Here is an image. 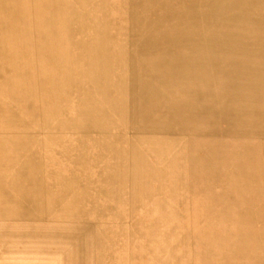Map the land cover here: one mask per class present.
<instances>
[{"label":"rangeland","instance_id":"obj_1","mask_svg":"<svg viewBox=\"0 0 264 264\" xmlns=\"http://www.w3.org/2000/svg\"><path fill=\"white\" fill-rule=\"evenodd\" d=\"M263 30L264 0H0V264L264 260Z\"/></svg>","mask_w":264,"mask_h":264},{"label":"bare ground","instance_id":"obj_2","mask_svg":"<svg viewBox=\"0 0 264 264\" xmlns=\"http://www.w3.org/2000/svg\"><path fill=\"white\" fill-rule=\"evenodd\" d=\"M65 2H63L60 6H59V8H58V12H57V14H59V12H60V9H61V6L64 4ZM68 16H70L71 17V19L72 18H74L75 17V14H74V12H70V13H68L67 14ZM232 28V27H231ZM236 28V27H235ZM237 29V28H236ZM241 29V28H240ZM264 31V30H263ZM248 34V33H247ZM259 34V33H258ZM226 39V38H225ZM250 39H252V38H250ZM237 42V41H236ZM240 42V41H239ZM254 42V41H253ZM94 43H97V42H94ZM258 43V42H257ZM234 45V44H233ZM95 46H100V44H99V42L95 45ZM255 46H257V45H255ZM244 49V48H243ZM257 50V49H256ZM229 51V50H228ZM259 51V50H258ZM243 52V51H242ZM234 53H236V52H234ZM243 54V53H242ZM249 54H251V53H249ZM237 55H239V54H237ZM237 55H235L234 54V56H237ZM255 55V54H254ZM229 56H231V54H229ZM244 56V55H243ZM250 58V57H249ZM255 58V57H254ZM98 65H99V61H95V62H93V64H91V66L92 67H98ZM192 65V64H191ZM198 66V65H197ZM187 67V66H186ZM194 67V66H193ZM198 68V67H197ZM196 68V69H197ZM187 69H188V67H187ZM199 71V70H198ZM188 72H190V69H189V71ZM243 74H245V73H243ZM167 75V74H166ZM174 75V74H173ZM193 75V74H192ZM200 75V74H199ZM258 75V74H257ZM248 76H250V75H248ZM253 76V75H252ZM255 76V75H254ZM260 76V75H259ZM262 76V75H261ZM247 77V76H246ZM241 78V77H240ZM257 78H259V77H257ZM247 79V78H246ZM249 79V78H248ZM253 79V78H252ZM174 80V79H173ZM220 80H221V78H220ZM206 81V80H205ZM245 81V80H244ZM255 81V80H254ZM258 81V80H257ZM226 82V81H225ZM246 82V81H245ZM251 81H249V83H250ZM260 82H262V81H260ZM199 84V83H198ZM205 84H207V82L205 83ZM242 84V83H241ZM258 84V83H257ZM264 84V83H263ZM182 85V84H181ZM192 85H194V84H192ZM244 85V84H243ZM240 87H242V86H240ZM165 88V87H164ZM264 88V87H263ZM176 90V89H175ZM253 90V89H252ZM255 90V89H254ZM239 92V91H238ZM169 94H171V93H169ZM254 94H255V92H254ZM237 95V94H236ZM239 96V95H238ZM249 96V95H248ZM153 97V96H152ZM168 98V97H167ZM157 100V99H156ZM245 100V99H244ZM249 100V99H248ZM228 101H229V98H228ZM250 101V100H249ZM245 102V101H244ZM252 102V101H251ZM256 102V101H255ZM210 104V103H209ZM233 106V105H232ZM235 106V105H234ZM237 107V106H236ZM247 107H249V106H247ZM254 112V111H253ZM253 116H254V114H252ZM260 116V115H259ZM256 117V116H255ZM255 117H253V118H255ZM262 117V116H261ZM264 117V116H263ZM250 118H251V116H250ZM259 118V117H258ZM243 119V118H242ZM256 120V119H255ZM260 120V119H259ZM263 121H264V119H263ZM257 130V129H256ZM259 130V129H258ZM262 130V129H261ZM10 237V235H2V238H0V242H6V241H4V240H2V239H4V238H6V240H7V242L8 243H10V239H8ZM12 263V262H11ZM252 264H264V260L263 259H258L257 261H255L254 263H252Z\"/></svg>","mask_w":264,"mask_h":264}]
</instances>
